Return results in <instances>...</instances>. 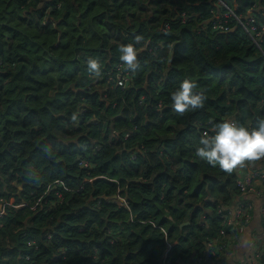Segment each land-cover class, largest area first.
Wrapping results in <instances>:
<instances>
[{"label":"trees","instance_id":"16d2710c","mask_svg":"<svg viewBox=\"0 0 264 264\" xmlns=\"http://www.w3.org/2000/svg\"><path fill=\"white\" fill-rule=\"evenodd\" d=\"M220 1L0 0V264L223 257L228 210L251 206L238 182L264 158L229 173L195 150L220 122L264 120V35L234 18L260 21L264 0ZM185 79L204 103L179 114Z\"/></svg>","mask_w":264,"mask_h":264},{"label":"clouds","instance_id":"9594fccd","mask_svg":"<svg viewBox=\"0 0 264 264\" xmlns=\"http://www.w3.org/2000/svg\"><path fill=\"white\" fill-rule=\"evenodd\" d=\"M139 41L140 37L136 38ZM120 60L129 69L136 67L137 52L132 45L121 46ZM88 70L100 73V64L95 59L87 61ZM196 84L183 80L179 88L170 94L172 108L179 114L194 111L202 107L204 98L194 91ZM75 119V117H73ZM195 154L209 165L219 166L225 172H232L243 162H254L264 158V120L257 122L256 127L238 126L231 121L215 125L213 134L205 133L199 140Z\"/></svg>","mask_w":264,"mask_h":264},{"label":"crops","instance_id":"0c3cea01","mask_svg":"<svg viewBox=\"0 0 264 264\" xmlns=\"http://www.w3.org/2000/svg\"><path fill=\"white\" fill-rule=\"evenodd\" d=\"M217 2L222 7L224 6L220 0H217ZM243 168L245 169V167ZM243 168L239 169V172L243 173ZM250 171L246 170V173H243L241 178L244 180L255 172L264 174V167L256 168L253 170L254 172ZM263 183L256 181L253 184V188L259 191L263 189L264 192ZM242 200L249 202L251 205V219L237 235L227 238L229 249L226 251L227 253L223 254V257L220 256L219 258L222 264H249L257 262L258 252L260 250L264 252V223L262 220V216L264 215V194L257 197L256 195L255 197L253 195L243 196ZM239 206L236 205L232 208L235 213H237ZM193 262L192 260L190 264H194ZM262 263L264 264V262ZM216 264H218V260Z\"/></svg>","mask_w":264,"mask_h":264},{"label":"built area","instance_id":"2783aa9c","mask_svg":"<svg viewBox=\"0 0 264 264\" xmlns=\"http://www.w3.org/2000/svg\"><path fill=\"white\" fill-rule=\"evenodd\" d=\"M228 16H233V14H226L224 15V19H227ZM237 21V24L240 26V28L242 30H244L245 32L251 34L252 39L254 40L255 43H257L260 38L264 35V15L262 14L260 17V21H258V19H255L254 17L248 16L247 18H245V20H241L238 19L236 17H234ZM168 29V27H166V30ZM213 30H220L224 33L231 31V29L228 26V22L227 20H219L216 24H214L213 26ZM131 73L127 72L126 75H118L115 82L117 84L118 87L120 88H125L126 84L129 82V79L131 77ZM256 181H261L262 183L264 182V174H259V173H253L250 176H248L247 178H245L244 180H240L238 182V187L239 190L241 192L242 196H247L249 194H261L263 192V189L257 190L255 188H253V184ZM264 184V183H263ZM247 210H243V206L240 205L237 211V216L242 215L244 213V219H243V223H241L240 221H237L236 224L232 225L231 223L227 222V226L230 228L229 232H227V235L225 236V238H229L230 236L236 235V233L238 234L243 228L244 226L249 223L250 219H251V206L246 207ZM231 216V215H230ZM226 218V216L224 217ZM231 217H229L228 221H230ZM263 223H264V217H262ZM210 247V245H209ZM229 249V245H225L222 248V252L223 254L227 253L226 251ZM218 250H215L214 252H211V255L215 257V260L217 262V260L219 261V258L221 256H218ZM259 260V261H258ZM262 262H264V252H261V250L258 252L257 254V262H252L249 264H263ZM194 264H202V259L199 258Z\"/></svg>","mask_w":264,"mask_h":264},{"label":"rangeland","instance_id":"374dc122","mask_svg":"<svg viewBox=\"0 0 264 264\" xmlns=\"http://www.w3.org/2000/svg\"><path fill=\"white\" fill-rule=\"evenodd\" d=\"M40 5H41V3L39 2L37 6L39 7ZM19 22H20V21H19ZM114 44H115V43H114ZM97 76H98V75H95V76H93V77H97ZM81 164H82V167H83V168L88 167V164L85 163V162H82ZM90 183H91V182H90ZM262 194H264V192H262V193L259 194V195H258V194H249V196H250V195H253V196L255 197V195H256V197H257V196H260V195H262ZM118 205H119V206H120V205L122 206V204H120V203H118ZM228 211H230V215H231V216H230V217H231V218H230L231 220L228 221L229 223H231L232 225L236 224L237 221H240L241 223H243L244 213H243L242 215L237 216V214L234 212V210H233L232 208H231L230 210H228ZM0 215H1V213H0ZM261 216H262V215H261ZM262 217H264V215H263ZM171 245H172V244H171ZM172 246H173V245H172ZM172 246H171V247H172ZM219 263L222 264V261H218V264H219Z\"/></svg>","mask_w":264,"mask_h":264}]
</instances>
